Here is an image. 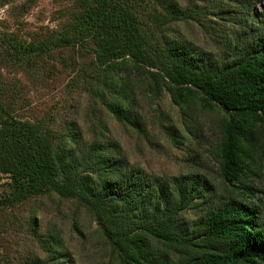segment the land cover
I'll list each match as a JSON object with an SVG mask.
<instances>
[{
  "label": "trees",
  "instance_id": "trees-1",
  "mask_svg": "<svg viewBox=\"0 0 264 264\" xmlns=\"http://www.w3.org/2000/svg\"><path fill=\"white\" fill-rule=\"evenodd\" d=\"M229 1L237 3L250 24L227 39L224 58L197 51L185 39H167L166 26L178 19L195 20L199 12L188 9L180 18L173 12L159 14L152 0H80L77 20L57 43H94L98 67L112 87L105 106L124 124L133 117L128 104L132 75L145 80L156 96L169 92L190 130L197 129L201 101L227 115L217 125L214 156L222 179L234 188L230 196L211 201L205 194L212 189L206 176L191 172L164 180L125 169L118 157L100 149L98 180L82 178L57 158L40 126L0 116V177L9 176L13 189L1 205L52 191L75 199L95 216L119 264H264V209L247 184L257 154L264 153V15L262 20L256 15L264 0ZM225 13L221 8L219 14ZM0 42L8 46L0 63L15 64L54 44H25L8 35ZM202 198L204 213L189 234L181 215Z\"/></svg>",
  "mask_w": 264,
  "mask_h": 264
},
{
  "label": "rangeland",
  "instance_id": "rangeland-1",
  "mask_svg": "<svg viewBox=\"0 0 264 264\" xmlns=\"http://www.w3.org/2000/svg\"><path fill=\"white\" fill-rule=\"evenodd\" d=\"M152 1L159 14L173 12L178 18L196 9L199 17L172 21L165 36L185 39L195 50L211 51L217 58H224L227 39L250 24L237 3L229 0ZM221 8L225 14H219ZM81 10L80 0H0V37L8 35L36 46L54 43L34 58L0 63V106L7 110H0V116L40 126L50 136L57 158H63L66 168H76L82 178L98 180L97 166H103L100 149L107 152L102 153L105 156L118 157L125 169L164 180L191 172L206 176L212 189L205 194L211 201L230 196L234 188L222 179L214 156L219 147L217 125L227 115L201 101L195 113L197 129L190 130L169 92L156 96L143 84L145 80L132 75L128 104L133 117L130 124L117 120L105 106L112 99V87L106 86V76L98 67L94 43L77 39L68 45L57 43ZM256 12L262 20L264 5ZM160 38L164 37L160 34ZM7 47L0 42V58ZM247 184L264 209V153L257 154ZM10 187L9 176L2 174L0 264H119L95 216L77 200L52 191L2 206L13 190ZM203 204V198L193 201L181 215L189 234L204 213ZM58 256L62 261H57Z\"/></svg>",
  "mask_w": 264,
  "mask_h": 264
}]
</instances>
